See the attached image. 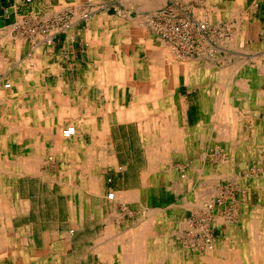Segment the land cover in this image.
Listing matches in <instances>:
<instances>
[{
  "label": "crops",
  "instance_id": "1",
  "mask_svg": "<svg viewBox=\"0 0 264 264\" xmlns=\"http://www.w3.org/2000/svg\"><path fill=\"white\" fill-rule=\"evenodd\" d=\"M172 4L206 18L213 29L231 28L247 39L250 35L255 41H251V45L255 44V51L264 56V0H0V126L8 127L6 134L10 135L5 139L0 135V216L3 220L0 219V238H9L14 249L19 251V257L11 259L14 264H29L25 254L42 255L35 264H53L47 254L56 242L59 248L55 258L57 264H82V260L71 262L68 257L74 247L66 235L67 229L72 228V221L77 224L74 228L77 234L84 230V236H88L89 224H93L91 228L96 231L101 229L96 233V239L101 240L99 238H108L106 232L110 226L112 230H118L122 223L133 224L143 219L147 215L146 209L151 208L153 197L159 203L163 202L165 215H173L171 206L185 207L184 211H176L178 215H187L193 208L192 203L198 197L197 126L200 122L192 123L187 116L181 123L187 135L179 148L185 153L175 157L180 160L177 167L182 171L185 169L187 177L184 180H191L188 185L186 181H177V160L161 156L158 148L161 137L156 134L144 137L140 122L129 119L128 113L133 107V84L140 81L141 75L146 79L150 77L145 70L149 68L145 59H139L132 47L149 46L156 40L150 22L156 13ZM87 13L93 14L90 21L84 20ZM62 19L69 20L70 25L64 26ZM34 27L46 28L49 33L67 30L56 37L52 45L41 35L29 39L28 43L21 33ZM136 30L141 34H135ZM35 43L34 48L29 49ZM118 63L124 68L122 86L119 87L111 84L116 78L112 67ZM262 69L264 72V66ZM7 83L11 85L7 87ZM146 88L150 91V84ZM164 91L159 88V97L163 98L158 107L151 105L148 109H167L171 99ZM107 92L120 93V96L111 102L106 98ZM86 104H91L90 109L95 117H99L96 120L100 124L104 121L103 111L113 110L109 130L116 126L125 132L120 131L116 136L110 132L108 137L87 133L76 144H61L62 139L55 129L61 121L58 112L65 108L64 111L84 110ZM178 108L188 115L192 105H178ZM247 122L245 120L243 124ZM153 125L151 120V127ZM135 127L137 134L132 131ZM10 145L12 147L8 148ZM34 159L36 163L39 160V165L34 164ZM44 174L46 177L42 176ZM44 188L46 204L40 201ZM113 192L117 196L114 202H109L107 196ZM60 198L65 200L60 203ZM67 223L68 227L65 226ZM49 237L53 240H47ZM94 247L92 249L100 258L94 263L105 264ZM111 257L112 264H119L114 254ZM5 261L1 258L0 264Z\"/></svg>",
  "mask_w": 264,
  "mask_h": 264
},
{
  "label": "rangeland",
  "instance_id": "2",
  "mask_svg": "<svg viewBox=\"0 0 264 264\" xmlns=\"http://www.w3.org/2000/svg\"><path fill=\"white\" fill-rule=\"evenodd\" d=\"M163 12H167L168 13L167 15L169 16L178 13V16L170 23V25L172 26L175 25L176 23L179 24L180 20L182 19L193 18L199 23L207 24L209 30L206 34H204V32L198 31L197 32L198 36L194 37L193 47L189 48L190 49L189 51H184L182 49L177 48L176 45L173 43V41L166 38L165 35L162 33L160 24L163 25L164 23V20L161 17ZM92 17H93L92 13H87L84 16V20L90 21ZM61 23H63L64 26L70 25V21L67 19H62ZM150 24L156 40H153V43L149 46L144 45V46L132 47L133 50L136 51L137 57L141 59H145L147 63V67L149 66V68L151 69V70L150 69L147 70L145 68L146 72H148L150 77H148V79L140 80L141 81L140 83H145V84L150 83V85L153 86L152 89L154 90L159 91V88L161 87L162 90L165 89L167 91L166 93L167 97H169L175 103L174 112L176 116L179 117L180 119L178 122L180 125L182 122L186 120L187 116H189V119L192 123L198 122L199 124V122H201L202 120H206L205 117L207 116L205 113H203L201 106L203 100V93L205 92L204 95L209 96L211 93H207L206 91L208 92L216 91V93L221 96L222 93L219 92L222 91L221 89L223 88V84L225 81V78L222 80V77H228L229 76L228 73L236 74L235 76H237L240 80L250 79L251 84L255 86L261 85L260 78L258 79V72L263 71L262 68L264 66V56L258 55L259 51H255V48H257L255 44L251 45L250 42L251 41L255 42V41L254 39H251L250 35L249 38L247 39V38H242L240 34L234 32L231 28L224 29L225 27H221V28L213 29L211 23L206 18L197 17L193 15L189 9L181 8L174 4L156 13L153 19L151 20ZM66 30L67 28L57 29L49 33V31H47L46 28L42 29L39 27H34L32 29L23 30L21 34L26 39V41L32 38L36 39L38 35H41L43 37V40L47 44L52 45L53 40L59 35L64 34ZM135 34L139 35L141 34V31L136 30ZM28 43H30V41H28ZM35 45L36 43L32 44V46H29V49L34 48ZM1 48L2 47H0V49ZM210 52L212 54H210ZM153 58L155 61L153 60ZM157 59H161V60H157ZM186 64L190 66L186 67L185 69L184 66ZM160 69H162L163 72ZM245 74H249L250 76L246 77ZM262 79H264V77H262ZM135 80H137V78ZM10 85L11 84L9 83L6 84L7 87ZM154 87H156V89ZM235 93L236 92L232 94L235 95ZM246 99L247 97L245 95H242V100L245 101ZM190 104L192 105V108L188 110V115H186L185 110L178 108V105L186 107L187 105ZM260 110L262 111L263 113L262 117L264 118L263 105L260 106ZM103 112H104L103 113L104 120L107 117L106 120H108V122L111 123L112 113L114 111L104 110ZM155 113H157V111H154V113L152 114V116H154L153 118L157 117L156 116L157 114ZM215 113H217L219 116V117L215 116L216 118L213 119L215 120L216 125L212 127L210 126V130L214 129L215 131L213 133L212 132L208 133V135H211V137L214 139L220 134L218 129H223L224 126H226L225 124L229 125L228 123L231 122L234 123L232 124L231 127L234 132L233 136L236 137V139L238 140L250 134L251 130H253L252 129L253 126L251 125V120H252V118H250L251 116L247 117L246 115H244V110L241 107L240 108L238 107L236 110L233 111V113H236V115L234 114L232 115L231 113L230 117L227 115L226 118L221 117L222 111L220 110H215ZM232 116L233 118H231ZM15 119H18V117ZM245 120H248L249 122H247L244 125L243 121ZM112 127L113 128L111 129V131L109 130L112 133V136H116L121 130H124L122 128H117L116 126H112ZM178 127L182 128V126H178ZM132 131L137 134L138 133L137 127H135ZM6 132H7L6 127L0 126V135H2L4 139L9 135L8 133L6 134ZM121 132L124 133L125 131H121ZM206 135L207 133L203 134V136H200V140L198 143V149L200 152L199 162L202 165L201 169H199V174H198L197 193L199 198V206L198 205L195 206L194 204L196 202L195 200V202L192 203L193 208L191 207V210L189 209L187 215H185V213L183 214L185 220L183 218L180 219L178 214L176 216L175 215L176 213H174L171 216L165 215L164 214L165 210L162 208L163 202L161 201V203H159V201L155 197L151 199V203H152L150 205L151 208H147V209L150 210L151 217L154 216L155 214L159 217V219L165 216H168L170 218L174 217L173 222L170 221L168 226H170L169 228L171 231V237H173L171 239L173 240L172 242H174L175 246L177 242V244H182L185 247H191L198 249V251L200 252L210 253L209 252L210 249L207 248V246L208 247L213 246L216 250L219 246L222 245V243H225L226 240L228 239L231 227L237 229L240 226H242L243 222L241 221L240 216H241V212L243 213V211H241V206L239 204L245 202L246 197L248 195L247 190L251 188L253 185L251 181L255 179L256 176L260 175L259 172L258 171L255 172V170H259L260 167L264 164V158H262L261 162L258 161L257 164L256 161L254 162L249 161L246 165L242 166L241 173H239L237 177L235 175V177H231L233 178L231 182L229 181L230 179H228L227 181L228 178L227 173H225L224 171L222 172L220 170L218 172L213 171V168H216L218 166L217 164L224 160V156L226 155L224 149H226V146L224 144H220L216 140L212 141L211 137H208V139L206 140L207 137ZM11 147L12 146L10 145L8 148ZM175 156H177V154ZM175 156L173 159H175V161L177 160L176 161L177 181L183 180L182 182H185L187 181L184 180L186 178L185 169H183L182 171L180 170L179 167H177L180 166V160L178 157ZM50 159L53 160V158ZM246 171H250L252 175L248 177L249 174L246 173ZM42 176L46 177L45 174ZM186 183L188 185H191L190 181H187ZM254 184L259 185V182H255ZM263 185L264 184H260L261 187ZM182 192H185L184 189H182ZM46 194H47L46 189L44 188V190L40 193L41 195L40 201L43 202L44 204H46V200H47ZM262 198L264 202V196H262ZM64 200L65 199L60 198V203H62ZM260 200L261 199H259V201ZM206 201H210L214 203L216 208L211 212V214H213L214 217L210 216L209 212L205 211L204 206L200 207V205H203V203ZM232 204L234 205L230 206ZM62 208L63 207H61V210L63 211ZM179 208H181L180 204L179 206L176 207L171 206V210L179 209ZM181 210L184 211L186 209L183 206ZM233 212L236 217L234 218L233 221L229 222L230 215ZM245 213L246 211L244 212V214ZM175 217L179 218L180 221H178L179 219L175 220L176 219ZM80 225H83V223L81 222ZM139 225H141V222L139 220L135 221V223L133 224H131V222L122 223L120 228H118L119 233L117 229L112 231L111 230L112 227H109V229L106 232L108 238H103V239L99 238L101 240L96 239L97 238L96 233L97 231L98 232L101 231V229L97 231L94 230L93 228H91L93 227V224H89L88 226V230L86 231V235L88 236L82 235V233H85L84 230H81V232L77 234V231L73 229L75 232L71 240L72 243L74 244V247L70 249L68 257L71 259V262L82 260V264H95L94 262L100 261V258L97 254H95L94 250L92 249V247H94V241L97 240L94 247L97 249V247L99 246L98 244H101L100 246H102V243L105 240L111 241L114 239V241L116 242L117 241L116 239H120V244H118L120 246V249L118 251L115 250L116 252L112 253V255L114 254L115 257L117 258L116 260H118V262L120 263V257L122 256V252H123L122 251L123 246L124 248L128 247L124 244L125 243L127 244L128 242L131 243L134 240V238L137 237V235L135 234H139L138 232L139 230H137L138 229L137 227ZM65 226L68 227L69 223L65 224ZM71 229L72 228L69 227V229L67 230L71 231ZM246 232L248 231L246 230ZM121 234L125 238L121 237ZM121 238H124L125 240L124 244ZM98 241L100 243H98ZM75 244L76 246L79 244V247H76ZM131 248H133V246H131ZM131 248L129 247V249ZM27 256L29 257V260H27L29 261V264L30 263L35 264L38 258H40L42 255L36 257L34 254H29V255L25 254V258H27ZM111 256L109 257L110 261L113 260ZM59 258L61 257L58 256V260ZM3 259H6L5 264H14L13 262H11L12 260L9 257V255L6 256V258L4 257Z\"/></svg>",
  "mask_w": 264,
  "mask_h": 264
},
{
  "label": "bare ground",
  "instance_id": "3",
  "mask_svg": "<svg viewBox=\"0 0 264 264\" xmlns=\"http://www.w3.org/2000/svg\"><path fill=\"white\" fill-rule=\"evenodd\" d=\"M210 54H212V53L210 52ZM154 58H153V60H154ZM112 60L115 61L114 58ZM157 60H161V59H157ZM132 61L134 62L136 60H132ZM133 64H135V63H133ZM188 66H190V65L186 64L184 66V68L186 69V67H188ZM122 67H123V65H122ZM122 67H121V63L120 64L118 63L117 66L114 65L112 67V69L114 70V73L116 75L115 76L116 78L113 79V80L110 79V80H112L111 84L116 85V86L118 85V87L122 86V85H120L121 82H122V79H123L122 75L124 73L123 72L124 68H122ZM155 67H157V66H155ZM99 68H100V65H99ZM132 68H133V66H132ZM148 69H150V68H148ZM162 69H163V67H162ZM162 69H160V70H162ZM117 70H118V72H117ZM102 71L103 70L101 69V72ZM162 72H163V70H162ZM95 73H97V72H95ZM263 73H264L263 71L262 72H258V79L260 78V84L262 86L261 85L255 86V85L251 84L250 79H241L240 80L237 76H235L236 74L228 73V75H229L228 77H222V80L225 78V81H224V84H223V88L221 89L222 91L219 92V93H222L221 96L219 94H217L216 91L208 92V91L204 90L207 93H211L210 95L208 94L209 96H206V95H204L205 92L202 91L204 93H203V100H202V105L201 106L203 108L202 109L203 112L206 114L207 117H206V120L201 121L200 124L197 126V128H198V139L199 140H200V136H203V134H205V133H207V135H206L207 136L206 140H207L208 137H211V135H208V133H210V132L213 133L215 131L214 129L210 130V126L212 127V126L216 125V122L213 119H215L218 116V114L215 113V110L222 111L221 117H225L226 118L227 115L230 117L231 113H232V115L233 114L236 115V113H233V111L236 110L238 107L239 108L241 107L244 110V115H246L247 117L251 116L250 118H252L251 125L253 126V128H252L253 130H251L250 134L246 135L245 137H243L240 140L236 139V137L233 136L234 132H233V129L231 128L232 124H234L233 122L228 123L229 125L225 124V122H224V124L226 126H224L223 129H218L220 134L217 137H215V139L211 137L212 141L216 140L220 144H224L226 146V149H224V152L226 154L224 156V160L219 162L217 164L218 166L216 168L212 167L213 171L214 172L215 171L218 172L219 170L222 171V172L224 171L228 175L227 181H228V179H230L229 180L230 182L233 179L231 177H235V175L237 177V175L239 173H241L242 166L246 165L249 161H252V162L256 161V164H257L258 161L261 162L262 158H264V118L262 117L263 113L260 110V106H262V105L264 106V79H262V77H261ZM99 75H100V73H99ZM245 76L249 77L250 75L249 74H245ZM142 79H146V77L141 75V79L140 80H142ZM235 79H238V80H235ZM153 80H154V78H153ZM94 81H96V80H94ZM99 81H100V79H99ZM100 82H103V81H100ZM140 82L141 81L136 82L135 84H133V86L135 87V92H134L135 94L133 93L134 94V99H133V104H132L133 107L128 112L129 113V119H134V121L137 120V121L140 122L141 131H142L141 134L144 137H147V134H149V135L150 134H156V135H159L161 137V139L157 138L159 140H162L159 143V146H158V148L160 147V149H161V152H160L162 154V155L160 154L161 156H164V158L166 157L165 159L170 158V157H174L176 154L178 155L179 153L183 152V151H180V148H181L180 143L182 145L184 144L185 139H186V135H187V133L185 131H183V129H184L183 126H182V128L178 127V126H181V125L178 123L179 120H180L179 117H177L175 112H174V109H175L174 104L175 103H174L173 100H170V101L168 100L167 109H163V110H160V109H148L147 107L151 106V105L155 106L157 108L159 100H161L163 97H161V96L159 97L158 91L152 89L153 86L150 85L151 86V90L150 91L147 89L148 87L146 88V86L148 84H150V83H146L145 84V83H140ZM147 82H149V81H147ZM96 84H98V83H96ZM105 84H106V82H105ZM100 85H101V83H100ZM155 86H157V85H155ZM154 88L156 89V87H154ZM107 90H105V91H107ZM147 91H149V92H147ZM140 92H144V94L142 95ZM234 92H236L235 95L232 94ZM103 93H104V91H103ZM105 94H106V98L109 99L110 101H111V99L112 100H116L120 96V93H116V94L109 93L108 94V92H107ZM238 95H239V97H238ZM242 95H245L247 97V99L245 101L242 100ZM90 105L91 104H86L87 107L84 108V110H80V111H78V110L76 111L74 109H69L67 111H64V110H66V108H65L64 110H61V111L58 112L60 117H61L60 118L61 121L58 122L59 126H55V129H57L56 132L60 135V137L62 139V140H60L61 144L62 143L68 144V142L76 144L79 141V139H81L87 133H90V134L92 133L94 135H96V134L98 135L99 134V136L102 135V136L108 137V135L110 133V131H109V127L110 126H109L108 120H106V121L104 120L102 122V124H100L99 120H96L99 117H97V116L95 117V113H94L93 110L90 109ZM109 107L111 108L110 105H109ZM107 108H108V106H107ZM154 111H157V113H155V114H157L156 115L157 117H155V118H153L154 116H152ZM47 112H49V111H47ZM38 114H39V112H38ZM105 116H106V114H105ZM231 118H233V116ZM106 119H107V117H106ZM241 119H242V117H241ZM151 120L154 121V124H155L152 127H151ZM225 120H227V119H225ZM12 124H14V123H12ZM20 125H21V123H20ZM27 127L29 128V126H27ZM6 128H8V127H6ZM15 128L18 129V127H15ZM46 128H49V126L46 127ZM66 128H67V131H66ZM50 129H51V127H50ZM43 130H44V128H43ZM28 131L30 132L31 128ZM33 131H35V130H33ZM45 131H46V129H45ZM65 131L67 132V134L65 133ZM9 132H10V129H9ZM25 132L26 131H24V133ZM201 133H202V135H201ZM56 139H57V137H56ZM203 140H204V138H203ZM156 141H158V140H156ZM59 143H58V145H59ZM56 144H55V147H58V146H56ZM82 148H83V146H82ZM148 148H150V147L148 146ZM42 151H43V149H42ZM87 151H89V150L87 149ZM152 151H149V152H152ZM149 152H148V154H149ZM43 153H45V152H43ZM183 153H185V152H183ZM31 154H32V152H31ZM152 154H153V152L151 153V155ZM78 155H80V154L78 153ZM199 158H200V152H199V149H198V167H197L198 168L197 169L198 170V174H199V169H201V167H202L201 163L199 162ZM27 159L29 160L30 157L29 158L27 157ZM37 159H38V157H37ZM161 159H160V161H161ZM28 160H26V162ZM84 160H85V158H84ZM167 160H169V159H167ZM31 161H32V159H31ZM33 161H34V164L37 165L39 160L37 161V163H36L35 159ZM103 162H105V161H103ZM31 163L32 162H30L28 165H30ZM44 163H46V162H44ZM40 164H42V162H40ZM35 165H33V166H35ZM26 166H27V164H26ZM31 168L29 170H31ZM26 169H28V168H26ZM79 169H81V168H79ZM16 170H17V168H16ZM14 171H15V169H14ZM33 171L35 172V168H34ZM257 171L259 172L260 175L256 176V178L251 181L253 185H252L251 188H249L247 190L248 195L246 197L245 202L239 204L241 206V211H243V213L241 212V216H240L241 217V221L243 222L242 226H240L237 229L231 227L228 239L226 240L225 243H222V245L219 246L216 250H215V248L213 246H210V247L207 246V248L210 249V251H209L210 253L200 252V251H198V249L191 248V247H185L182 244H177V242H176V246H175L174 242H172L173 240L171 239L173 237H171V231H170V228H169L170 226H168L170 221L173 222V218L174 217L170 218L168 216H165V217L159 219V217L156 214L151 217L150 210L146 209L147 210V213H146L147 217L144 216L143 219L139 220L141 222V225H139L137 227L138 228L137 230H139L138 231L139 234H135V235H137V237L134 238V240L131 243L128 242L126 244L125 240H124L125 237L121 234V237H124V238H121L122 241H123V244L125 243L124 245H126L128 247L124 248V246H123V250H122L123 252H122V256L120 257V263L119 264H264V202H263V198H262V196H264V185L262 187L260 186V184H264V164L260 167L259 170H255V172H257ZM6 172H7V170H6ZM25 172H26V170H25ZM246 173L249 174L248 177H250L252 175L250 173V171H246ZM245 175H247V174H245ZM83 177H85V176H83ZM69 179H70V177H69ZM0 181H2V179H0ZM187 181H191V180H187ZM255 182H259V185H255L254 184ZM84 188H85V186H84ZM75 191H76V189H75ZM195 195H196V193H195ZM116 196L117 195L113 192V193H110L107 196V199H108L109 202H114ZM196 196H198V193H197ZM134 198H136V197H134ZM196 198L197 199H196V202L194 204H195V206H197V205L199 206V198L198 197H196ZM124 199H125V197H124ZM259 199H261L262 201L260 200L261 201L260 202ZM185 205H187V204H185ZM233 205L234 204H232L230 206H233ZM201 206H204L205 211L209 212L210 216L214 217V215L211 214L212 210H215V208H216L214 203H212L210 201H206V202L203 203V205H200V207ZM174 207H176V205ZM249 207H250V209H249ZM181 208H183V205H182ZM181 208H179V209H181ZM177 210L178 209H174V210L172 209V211H174L173 214L176 213ZM9 211H11V209ZM245 211H246V213L244 214ZM129 213H131V212L129 211ZM0 214H1V211H0ZM178 216L180 217V219L183 218L185 220V217H184L183 214H180ZM235 217L236 216H235V214L233 212L230 215L229 222L233 221ZM175 218H176L175 220L179 219L177 217H175ZM0 219H1V216H0ZM105 219H107V218H105ZM180 219L178 221H180ZM72 222H73L72 226H71L72 229H71V231H68V233H67L68 234L67 236H68L69 239H71L72 236L74 235L75 231L73 229L77 225L75 223V221H72ZM184 229H185V227H184ZM13 230H14V228H13ZM137 230H135V231H137ZM246 230L248 232H246ZM112 231H114V230H112ZM118 233H119V231H118ZM23 237H25V236H23ZM131 237H132V235H131ZM47 240L51 241L53 239H51L49 237V238H47ZM55 240H56V237H55ZM116 240H117L116 242L114 241V239L111 240V241L110 240L106 241V242L104 241L102 243V246H100L101 244H98L99 246L97 247V249L95 248V250L101 254L103 262L105 261L107 264H112V261L109 260V257L112 255L113 252H116V251H118L120 249V246L118 245V244H120V239H116ZM26 242H27V239H26ZM46 246H48V245H46ZM131 246H133V248H131ZM129 247L131 249H129ZM58 250H59V248H58V245H57V242H56V243H54V248L49 249L50 253L47 254L50 259H53V261H52L53 264H57V262L55 261V258L57 257ZM17 251H16V249H14L13 243H11V240L9 238L3 237V236H2V238H0V259L4 258V257L6 258V256H8V255H9V257L11 259H17L19 257L17 255L18 254ZM59 260H60V258H59ZM24 264H26V263H24Z\"/></svg>",
  "mask_w": 264,
  "mask_h": 264
},
{
  "label": "built area",
  "instance_id": "4",
  "mask_svg": "<svg viewBox=\"0 0 264 264\" xmlns=\"http://www.w3.org/2000/svg\"><path fill=\"white\" fill-rule=\"evenodd\" d=\"M179 10V9H178ZM177 11V10H176ZM167 12L162 13V19L164 20L161 25V31L166 38L172 40L177 48L184 51H189V48L193 47L194 37H197V32H204L206 34L209 30L207 24L199 23L193 18H186L180 20V23L170 25V23L178 16L173 14L172 16L167 15ZM67 131V129H66ZM65 133L67 134V132Z\"/></svg>",
  "mask_w": 264,
  "mask_h": 264
}]
</instances>
